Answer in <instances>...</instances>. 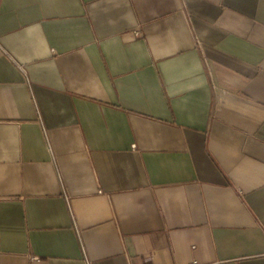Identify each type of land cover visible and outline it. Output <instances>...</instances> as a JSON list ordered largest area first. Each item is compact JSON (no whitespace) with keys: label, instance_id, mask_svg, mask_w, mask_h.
Here are the masks:
<instances>
[{"label":"crops","instance_id":"1","mask_svg":"<svg viewBox=\"0 0 264 264\" xmlns=\"http://www.w3.org/2000/svg\"><path fill=\"white\" fill-rule=\"evenodd\" d=\"M264 264V0H0V264Z\"/></svg>","mask_w":264,"mask_h":264},{"label":"built area","instance_id":"2","mask_svg":"<svg viewBox=\"0 0 264 264\" xmlns=\"http://www.w3.org/2000/svg\"><path fill=\"white\" fill-rule=\"evenodd\" d=\"M190 264H196V263L193 262V263H190Z\"/></svg>","mask_w":264,"mask_h":264}]
</instances>
